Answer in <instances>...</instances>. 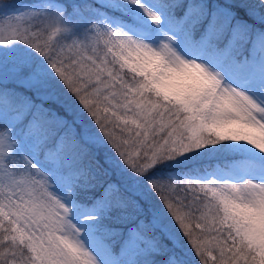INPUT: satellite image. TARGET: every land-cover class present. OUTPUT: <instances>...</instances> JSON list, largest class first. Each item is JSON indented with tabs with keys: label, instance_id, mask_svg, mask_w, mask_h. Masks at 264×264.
I'll return each instance as SVG.
<instances>
[{
	"label": "snow or ice",
	"instance_id": "obj_1",
	"mask_svg": "<svg viewBox=\"0 0 264 264\" xmlns=\"http://www.w3.org/2000/svg\"><path fill=\"white\" fill-rule=\"evenodd\" d=\"M0 18V264H264V0Z\"/></svg>",
	"mask_w": 264,
	"mask_h": 264
},
{
	"label": "rangeland",
	"instance_id": "obj_2",
	"mask_svg": "<svg viewBox=\"0 0 264 264\" xmlns=\"http://www.w3.org/2000/svg\"><path fill=\"white\" fill-rule=\"evenodd\" d=\"M5 2H12V0H5ZM19 24L21 27H29V22L22 21H8L7 19L0 18V30L10 31L11 27H15ZM0 50H3V46H0Z\"/></svg>",
	"mask_w": 264,
	"mask_h": 264
},
{
	"label": "trees",
	"instance_id": "obj_3",
	"mask_svg": "<svg viewBox=\"0 0 264 264\" xmlns=\"http://www.w3.org/2000/svg\"><path fill=\"white\" fill-rule=\"evenodd\" d=\"M192 259H193L194 261H196L197 264H198V258H196V257L194 256V253L192 254Z\"/></svg>",
	"mask_w": 264,
	"mask_h": 264
}]
</instances>
